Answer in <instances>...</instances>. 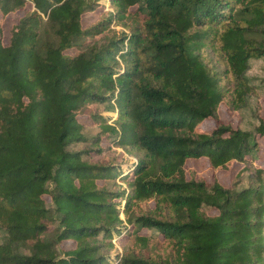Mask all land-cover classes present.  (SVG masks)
Segmentation results:
<instances>
[{"label": "trees", "instance_id": "16d2710c", "mask_svg": "<svg viewBox=\"0 0 264 264\" xmlns=\"http://www.w3.org/2000/svg\"><path fill=\"white\" fill-rule=\"evenodd\" d=\"M10 15L0 264H264V120L239 122L264 0H0Z\"/></svg>", "mask_w": 264, "mask_h": 264}, {"label": "rangeland", "instance_id": "374dc122", "mask_svg": "<svg viewBox=\"0 0 264 264\" xmlns=\"http://www.w3.org/2000/svg\"><path fill=\"white\" fill-rule=\"evenodd\" d=\"M91 16V18H97L98 12L92 13ZM17 18L18 17H15L14 15H10L2 21L0 19V30L2 32L4 42H7L10 28ZM210 58L213 59L212 57ZM246 74L249 77L250 82L256 86L257 94L255 96H251L247 106L241 110V120L239 122L242 129L251 130L258 124L260 118H263L264 120V56L258 59H251L249 61V69ZM222 115L224 116L225 114L223 113ZM235 124L236 121L233 122V125ZM80 147L81 146L78 148ZM262 157L264 160V155ZM128 158L132 160V157ZM189 165L194 167L199 173L203 174L207 180L211 179V173L207 169L206 162H190ZM236 167L238 168V165H236ZM217 175L222 183L227 184L231 173L218 172ZM111 184L112 183H110V185ZM143 232H147V230L144 229ZM115 245L116 250L123 252V250L127 247L128 242L126 240H122V242L116 241Z\"/></svg>", "mask_w": 264, "mask_h": 264}]
</instances>
